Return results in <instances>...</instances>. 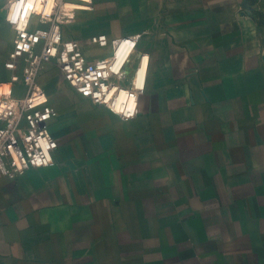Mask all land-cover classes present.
<instances>
[{"label":"crops","instance_id":"1","mask_svg":"<svg viewBox=\"0 0 264 264\" xmlns=\"http://www.w3.org/2000/svg\"><path fill=\"white\" fill-rule=\"evenodd\" d=\"M246 7L259 15L242 16L241 33L231 24L199 51L164 56L166 73L177 69L186 90L177 114L143 93L138 115L126 120L68 81L41 82L57 111L53 162L14 178L0 166V264H264V0ZM7 10L0 0V83L22 97ZM101 33L66 37L62 29L80 41ZM131 33L141 32L107 36ZM142 38L145 92L157 57ZM96 45L110 52L89 59L112 54ZM246 74L262 81L247 83Z\"/></svg>","mask_w":264,"mask_h":264},{"label":"built area","instance_id":"2","mask_svg":"<svg viewBox=\"0 0 264 264\" xmlns=\"http://www.w3.org/2000/svg\"><path fill=\"white\" fill-rule=\"evenodd\" d=\"M7 3L6 18L15 32L10 57L17 60L27 55L31 61L24 77L27 88L24 96H14L11 82L0 83V166L14 178L31 167L53 162L51 151L55 140L49 122L57 111L48 105V94L36 79L42 62L54 60L66 80L83 95L128 120L140 111L149 55L138 50L142 33L112 39L95 35L92 40L103 46L111 45L112 54L88 59L77 39L64 38L62 34L63 24L71 22L75 9H79L72 0H7ZM64 8H69L66 19L60 15ZM32 15L46 20L47 28L31 30Z\"/></svg>","mask_w":264,"mask_h":264},{"label":"rangeland","instance_id":"3","mask_svg":"<svg viewBox=\"0 0 264 264\" xmlns=\"http://www.w3.org/2000/svg\"><path fill=\"white\" fill-rule=\"evenodd\" d=\"M248 1H245L246 6ZM72 2L86 5L88 3L89 8L75 9L73 20L63 24L66 37H69L68 35L72 31L82 34L88 30L91 32L102 31L99 34L101 36L131 30L142 33L141 46L157 57L155 64L157 69H154L151 83L142 97L169 101L172 114L178 113L179 99L185 97L186 90L180 88L177 69L171 75L166 73L167 68L163 64L164 56L169 52L178 55L180 50L199 51L208 44V38L205 37L230 32L231 24L235 29H239L238 33H241V27L244 24L242 16L252 15L253 19V12H255L241 5L242 0H238L240 5L238 10L232 6L231 0H90L87 3L81 0H72ZM68 9L64 8L60 14L62 19L67 18L66 10ZM79 12L87 13L86 17L79 18ZM255 13L258 14L257 11ZM34 17L35 20L32 23ZM31 21L30 28L33 31H42L48 26L47 21L40 15H32ZM232 32L237 33L236 30H232ZM94 36H84L82 41L78 40L88 59L110 52V48L98 47L92 40ZM172 39H176V41ZM90 47L93 49L90 50ZM94 49L103 53L94 55ZM11 63L14 67H22V74L25 77L31 61L27 55H24L22 64ZM47 71H53L51 74L53 78L45 75ZM36 79L42 87V81L49 86L67 82L61 68L47 62H42L40 65ZM244 81L256 83L262 79L261 75L246 74ZM155 108L162 111V106Z\"/></svg>","mask_w":264,"mask_h":264},{"label":"bare ground","instance_id":"4","mask_svg":"<svg viewBox=\"0 0 264 264\" xmlns=\"http://www.w3.org/2000/svg\"><path fill=\"white\" fill-rule=\"evenodd\" d=\"M27 4H28V5L31 4V1L28 2ZM73 5H74L75 7H78V8H89L88 5H86V4H84V3H79V2H78V3H77V2H74ZM27 9H28V8H27Z\"/></svg>","mask_w":264,"mask_h":264}]
</instances>
